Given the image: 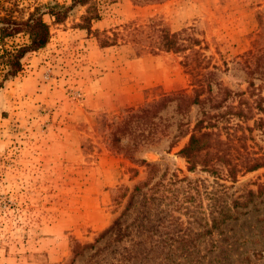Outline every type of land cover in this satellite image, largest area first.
Instances as JSON below:
<instances>
[{"label": "rangeland", "instance_id": "1", "mask_svg": "<svg viewBox=\"0 0 264 264\" xmlns=\"http://www.w3.org/2000/svg\"><path fill=\"white\" fill-rule=\"evenodd\" d=\"M71 1L0 0V15L6 6L45 10ZM92 3L100 13L92 29L117 39L105 52L115 57L113 68L130 61L126 77L136 82L144 79L138 69L154 62L163 80L143 86L139 104L122 105L107 123H97L81 110L73 116L69 104L86 108L84 80L96 76L82 46L66 42L59 52L73 75L66 74L69 103L62 108L33 87L30 53L23 58V70L0 87V264H264V165L232 179L223 163L216 173L200 165L190 170L179 153L189 137L184 133L204 119L228 141L233 161L264 154V55L258 50L264 49V0ZM86 9L76 5L61 24L44 14L51 38L62 42L73 28L85 29L79 25ZM154 18L171 32L194 29L188 30L203 40L201 52L214 72L212 87L199 103L154 110L152 139L131 151L126 146L133 147L134 135L112 133L127 110L176 90L194 95L183 65L191 51L159 49V31L149 27ZM25 40L19 34L6 46Z\"/></svg>", "mask_w": 264, "mask_h": 264}, {"label": "trees", "instance_id": "2", "mask_svg": "<svg viewBox=\"0 0 264 264\" xmlns=\"http://www.w3.org/2000/svg\"><path fill=\"white\" fill-rule=\"evenodd\" d=\"M92 1L72 0L68 5L64 3L48 4L45 10L42 9L41 5H36L33 9H14L6 6L4 8L5 13L0 15V87L3 86L5 80L17 76L23 70L22 60L28 53L44 48L50 41L52 35L51 25L45 21L44 14H49L55 24H61L66 21L73 7L76 5L86 6V13L82 17L83 23L79 26L85 28L89 35L94 36L100 47L116 44L117 39L114 33L111 37L108 35L107 30L92 29L91 22L94 19H100V13L93 8ZM149 27H154L155 30L159 31V39L157 40L159 49L174 52L191 51L184 59L183 65L187 73L192 77L194 95L189 97L187 93L176 90L164 95L156 103H151L138 109L127 110L126 115L114 126L115 130L112 133L134 135V139H132L133 147L126 146L131 151H136L140 146L152 139L154 132L149 127L154 128L152 124L157 125L153 120L154 110L166 107V104L169 102H175L178 110L184 105H188V103H199L201 95L211 90V78L214 74L209 69V59L201 52L203 40L188 30L194 31L193 28H184L180 31L171 32L166 26L158 23L155 18L151 19ZM19 34L25 35L26 40L7 47L6 40L14 38ZM132 41L137 42V39H132ZM258 50L264 55V49L259 48ZM249 53H255V51L249 50ZM136 54L140 56L142 52L138 51ZM212 68H214V65H212ZM249 85L253 87L254 83L250 82ZM216 105L219 107L220 103ZM249 111L251 112V107H249ZM236 113L244 116L243 110L236 111ZM261 123H263L262 118L259 119L257 125ZM208 126V123H205L204 119H199L190 131L186 133L181 132L184 135H189L187 142L180 149L179 153L188 162L190 170L200 165L204 170L216 173L218 163H223L226 166L227 176L236 179L238 172L255 170L264 165V154L258 157L239 159L236 162L233 161L228 141L221 139L219 132L209 129ZM146 128H148V131L144 133ZM138 129L140 132L136 134ZM115 140L118 141V137ZM142 161L148 166L155 167L154 164L147 162L145 159H142ZM138 189L139 186L136 185L134 191ZM124 195L125 192L121 193V195H116L115 199L119 201Z\"/></svg>", "mask_w": 264, "mask_h": 264}, {"label": "crops", "instance_id": "3", "mask_svg": "<svg viewBox=\"0 0 264 264\" xmlns=\"http://www.w3.org/2000/svg\"><path fill=\"white\" fill-rule=\"evenodd\" d=\"M57 36L59 35L52 37L51 42H48L41 50L30 53L31 59L29 60L31 63L27 66L29 67L28 71L32 78L33 87L42 90L43 94H48L46 99L48 104L62 108L67 102V97L64 94L65 77L66 74L73 75L65 72L66 67H71V64L64 63L59 52L66 42H68L67 46L71 48L82 46L83 50L80 51V55L86 58L87 63L92 62V65H94L91 66L92 72H96V76L88 81L84 80V83L87 84V95L84 103L86 108L75 101L67 102L72 105L70 108L73 116L81 110L84 117L97 118L93 122L107 123L110 120L109 118L122 105L139 104L143 99L142 89L146 85L158 84L163 80L161 77L162 70H159L161 67L153 62V65H145L138 69L144 77L143 80L137 78L136 82H132L128 78L130 76L128 70L131 68L130 61L122 62L123 64L119 68H113L116 63V60L114 61L115 57L109 58L105 53L109 47H100L97 40L88 35L85 29L73 28L71 36L64 38L62 42ZM53 39H55V42H52ZM27 56L29 55L27 54L24 58ZM37 60H41V62L35 64ZM145 61L140 62L145 63ZM126 74H129V76L126 77ZM67 78L69 79V77ZM36 94V96H42V94Z\"/></svg>", "mask_w": 264, "mask_h": 264}]
</instances>
